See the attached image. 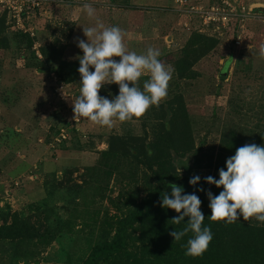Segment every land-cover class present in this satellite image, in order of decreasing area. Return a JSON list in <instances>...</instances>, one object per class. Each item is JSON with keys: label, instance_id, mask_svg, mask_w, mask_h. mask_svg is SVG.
<instances>
[{"label": "rangeland", "instance_id": "obj_1", "mask_svg": "<svg viewBox=\"0 0 264 264\" xmlns=\"http://www.w3.org/2000/svg\"><path fill=\"white\" fill-rule=\"evenodd\" d=\"M179 2H53L25 20V26L33 29L30 39L18 33L22 29L7 14L2 21L0 5V207L20 211L39 223L44 213L36 204L46 193L45 178L51 180L53 171L54 183L49 187L56 192L49 197L51 217L69 219L54 239L47 235L19 241L0 238V264H80L90 244L102 238L104 228L112 223V231L115 220L144 192L139 168L126 160L111 174L100 173L101 189L93 187L92 174L86 171V166L102 160L101 150L107 148L111 134L149 138L151 126L144 124L145 118L117 120L111 128L86 118L74 119L71 97L80 95L81 77L62 80L55 68L60 59L83 55L76 42L77 38L87 42L83 27L118 26L128 51L142 54L149 47L158 49L159 59L165 54L160 60L171 70L167 52L179 48L193 30L214 35L217 44L193 65L196 76L176 81L172 74L166 98L178 92L187 106L195 145H201L195 174L214 171L207 164L210 157L213 163L217 160L226 133L235 132L264 146V56L260 55L264 0ZM85 4L95 9L93 17L87 15ZM211 5L222 7L227 18L205 22L197 9ZM229 56L221 79L219 71ZM63 92L71 97L66 100ZM70 120L74 127L69 137L54 141L55 128L65 129ZM2 219L0 215V223ZM39 228L43 230V225ZM128 248L133 251L136 245L129 243Z\"/></svg>", "mask_w": 264, "mask_h": 264}, {"label": "trees", "instance_id": "obj_2", "mask_svg": "<svg viewBox=\"0 0 264 264\" xmlns=\"http://www.w3.org/2000/svg\"><path fill=\"white\" fill-rule=\"evenodd\" d=\"M7 11L3 9L2 21L5 20ZM23 36L30 39V33L18 30ZM17 33V34H18ZM1 34V32H0ZM218 39L198 30H193L186 41L176 50L167 52L171 56L167 61L172 66L174 79L193 78L196 70L195 62L208 53ZM32 41L29 40V44ZM166 54V55H167ZM165 56H161L162 58ZM166 57V56H165ZM160 58V59H162ZM229 56L219 71L223 79L226 76ZM55 73L65 81L81 77L78 72L79 59L58 61ZM67 75V76H65ZM149 74H144L140 79V87L149 79ZM172 98L165 99L157 108L151 107L142 117L144 124L151 126V137H139V135H125L113 133L108 138L107 148L101 150L102 160L96 165L86 166V171L92 174L93 187L101 189L99 181L100 173L109 175L113 170H118L123 161L133 167L139 168L140 177L143 181L144 192L140 198L127 206L125 212L115 220L112 227L104 228L102 238L96 239L90 244L86 256L80 264H264V224L255 219L245 222L243 217L234 224L226 222H212L208 217L211 215L210 200L207 192L219 195L223 190L214 184L205 182V177L212 176L219 179V170L226 169V160L235 154L237 148L255 143L253 139H241L235 132L226 133L221 139L217 150L215 162L211 161L208 166L214 167L212 173L199 176L200 182L193 186L189 183L195 176L196 169L200 166L199 152L201 145H195L192 125L188 116L187 106L178 92ZM101 96L113 99L119 94L117 84L105 85L100 93ZM150 119V121H149ZM59 126L55 128V133ZM75 135V134H74ZM73 137V136H72ZM75 141L78 140L75 137ZM258 145V144H257ZM263 146V145H262ZM152 155H148V150ZM213 153V151L211 152ZM213 163V164H212ZM45 178V195L36 204L44 213V219L35 224L31 218L17 210H9L0 207V215L3 217L0 223V238L19 241L38 237L43 239L57 238L62 232L69 219H53L52 207L49 197L56 192L55 187L49 183L55 177ZM176 184L184 189L183 194L195 193L202 201L201 211L205 215L204 226L210 227L213 240L208 250L202 257H188L185 255L184 245L191 233L181 241L174 242V237L169 233L182 230L187 223L188 217L180 225L172 223L176 213L172 209L161 206L162 194L171 192L169 184ZM203 188L201 192L198 189ZM10 217V220L7 218ZM43 225V230H39ZM136 245L131 251L129 243ZM68 264H75L69 262Z\"/></svg>", "mask_w": 264, "mask_h": 264}, {"label": "clouds", "instance_id": "obj_3", "mask_svg": "<svg viewBox=\"0 0 264 264\" xmlns=\"http://www.w3.org/2000/svg\"><path fill=\"white\" fill-rule=\"evenodd\" d=\"M84 8L89 17L95 15L90 4ZM87 42L77 38V46L83 55L79 57L81 75L80 95L72 98L74 119L86 118L91 122L111 128L115 121L132 122L142 118L153 106L159 107L167 98L168 88L172 79V70L159 59L158 49L149 47L145 53L137 54L128 51L124 43V33L118 26L105 27L99 23L97 27H83ZM264 56V46L260 48ZM119 58V60L115 58ZM91 69H94L92 71ZM150 78L140 87V79L145 73ZM117 84L119 94L113 99L99 93L105 85ZM152 150H148L151 156ZM226 169L219 170V179L205 177V182L214 184L223 190L213 195L209 190L212 222L234 224L243 217L245 222L255 219L264 224V146L255 143L245 144L236 149L235 154L226 160ZM198 175L193 176L189 183L193 186L200 182ZM171 192L162 194L161 206L172 209L178 215L172 223L180 225L188 217L186 226L180 231L169 234L174 242L187 239L185 255L202 257L208 250L213 234L210 227L204 226L205 215L201 211L202 201L195 193L183 194L184 189L176 184H169ZM203 192L204 189L200 188Z\"/></svg>", "mask_w": 264, "mask_h": 264}, {"label": "built area", "instance_id": "obj_4", "mask_svg": "<svg viewBox=\"0 0 264 264\" xmlns=\"http://www.w3.org/2000/svg\"><path fill=\"white\" fill-rule=\"evenodd\" d=\"M88 1L93 2L97 0H0V5L2 9L7 11L8 18L10 22L13 23V25L24 31H28L30 34H33V29L27 28L25 26V20L33 13L43 11L46 5L52 4L53 2L76 4L85 3ZM178 1L182 3V0ZM197 10L204 18L205 22L221 18L226 19L228 14L227 12L223 11L222 7L214 5H211L209 8L205 9L199 7ZM235 41L237 43L239 42L237 38ZM73 125V120H70V123L66 125L65 129L61 128L60 130V128H58V134L54 137L57 140L54 141H63L67 136L69 137V130L74 127Z\"/></svg>", "mask_w": 264, "mask_h": 264}]
</instances>
